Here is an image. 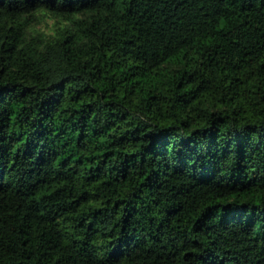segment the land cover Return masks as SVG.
<instances>
[{
    "label": "trees",
    "instance_id": "trees-1",
    "mask_svg": "<svg viewBox=\"0 0 264 264\" xmlns=\"http://www.w3.org/2000/svg\"><path fill=\"white\" fill-rule=\"evenodd\" d=\"M0 264H264V0H0Z\"/></svg>",
    "mask_w": 264,
    "mask_h": 264
}]
</instances>
